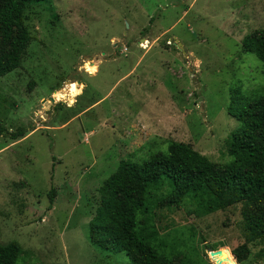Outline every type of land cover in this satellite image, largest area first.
Listing matches in <instances>:
<instances>
[{
    "label": "rangeland",
    "instance_id": "374dc122",
    "mask_svg": "<svg viewBox=\"0 0 264 264\" xmlns=\"http://www.w3.org/2000/svg\"><path fill=\"white\" fill-rule=\"evenodd\" d=\"M24 22L30 44L0 77V243H19L15 264H129L88 238L98 188L120 160L165 153L171 140L229 160L239 124L226 109L231 89L264 95V63L242 46L264 31V0H51L26 9ZM19 130L24 141H13ZM169 189L164 180L151 200ZM195 208L190 198L150 203L138 225L199 264H213L207 247L216 243L235 259L236 209ZM259 263L252 251L241 264Z\"/></svg>",
    "mask_w": 264,
    "mask_h": 264
},
{
    "label": "trees",
    "instance_id": "16d2710c",
    "mask_svg": "<svg viewBox=\"0 0 264 264\" xmlns=\"http://www.w3.org/2000/svg\"><path fill=\"white\" fill-rule=\"evenodd\" d=\"M51 0H0V77L19 67L31 36L24 22L26 9ZM243 50L264 63V31L246 35ZM227 113L238 121L228 136L229 160L212 162L189 143L171 140L167 152L151 154L142 162L120 160L116 170L98 188L99 203L88 222V238L100 249L122 251L129 264H199L198 255L182 252L174 240L159 236L156 229L139 226L137 212L179 205L184 198L196 204L198 215L236 209L240 242L234 257L243 263L252 251L261 262L264 255V95L249 96L240 88L229 93ZM7 133L0 122V136ZM24 133H11L16 139ZM167 181L169 190L153 197V190ZM49 207L55 196L48 192ZM234 213V212H233ZM21 251L18 242L0 243V264H15ZM213 264H235L230 246L207 247Z\"/></svg>",
    "mask_w": 264,
    "mask_h": 264
},
{
    "label": "bare ground",
    "instance_id": "6f19581e",
    "mask_svg": "<svg viewBox=\"0 0 264 264\" xmlns=\"http://www.w3.org/2000/svg\"><path fill=\"white\" fill-rule=\"evenodd\" d=\"M92 64L91 63H87L86 64V66H85V68H86V70H89V68H90V66H91ZM80 86V85H78V84H76V83H71V84H69V87H68V90L66 91V92H68L67 93V95L69 96V97H72V96H75V95H77V92H78V87L77 86ZM67 86V85H66ZM66 86H65V89H66ZM65 91V90H64ZM61 95H62V98H64V96H66V94H63V93H61Z\"/></svg>",
    "mask_w": 264,
    "mask_h": 264
},
{
    "label": "water",
    "instance_id": "95a60500",
    "mask_svg": "<svg viewBox=\"0 0 264 264\" xmlns=\"http://www.w3.org/2000/svg\"><path fill=\"white\" fill-rule=\"evenodd\" d=\"M176 41H177V40H176ZM177 45L179 46V45H181V43H180V42H177ZM208 256H209V258H210V255H209V254H208ZM232 260H233V262H234L235 264H237V262H236L235 259H232ZM259 264H264V255H263L262 261H261Z\"/></svg>",
    "mask_w": 264,
    "mask_h": 264
},
{
    "label": "crops",
    "instance_id": "0c3cea01",
    "mask_svg": "<svg viewBox=\"0 0 264 264\" xmlns=\"http://www.w3.org/2000/svg\"><path fill=\"white\" fill-rule=\"evenodd\" d=\"M144 40V39H143ZM25 137H26V135H24V136H22V137H18V138H16V139H12L13 141H24V139H25Z\"/></svg>",
    "mask_w": 264,
    "mask_h": 264
}]
</instances>
